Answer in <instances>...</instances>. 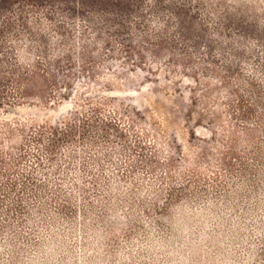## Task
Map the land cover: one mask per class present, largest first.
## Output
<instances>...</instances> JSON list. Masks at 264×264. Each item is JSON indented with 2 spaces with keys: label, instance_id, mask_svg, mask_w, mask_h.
Instances as JSON below:
<instances>
[{
  "label": "rangeland",
  "instance_id": "obj_1",
  "mask_svg": "<svg viewBox=\"0 0 264 264\" xmlns=\"http://www.w3.org/2000/svg\"><path fill=\"white\" fill-rule=\"evenodd\" d=\"M0 264H264V0H0Z\"/></svg>",
  "mask_w": 264,
  "mask_h": 264
}]
</instances>
